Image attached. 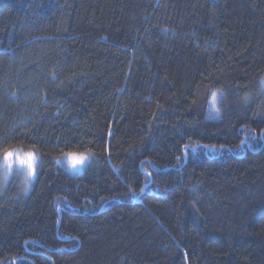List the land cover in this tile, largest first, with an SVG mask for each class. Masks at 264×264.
<instances>
[{"label":"trees","instance_id":"trees-1","mask_svg":"<svg viewBox=\"0 0 264 264\" xmlns=\"http://www.w3.org/2000/svg\"><path fill=\"white\" fill-rule=\"evenodd\" d=\"M14 148L0 264H264V0H0Z\"/></svg>","mask_w":264,"mask_h":264},{"label":"rangeland","instance_id":"rangeland-1","mask_svg":"<svg viewBox=\"0 0 264 264\" xmlns=\"http://www.w3.org/2000/svg\"><path fill=\"white\" fill-rule=\"evenodd\" d=\"M9 151L14 152L16 155L11 161H9L10 166H6L2 160L0 161L1 178H3L5 184H9L12 181L19 182V186L24 189L25 193H27L31 189L33 181L37 175V167L40 158L39 154L35 150L24 148H14ZM28 153H32L33 155L31 169H29L27 164H21L19 162L20 159L24 158ZM84 155L86 156V159L82 163L74 165L67 154L62 158L57 159V163L68 172L82 173L89 158L87 154Z\"/></svg>","mask_w":264,"mask_h":264},{"label":"snow or ice","instance_id":"snow-or-ice-1","mask_svg":"<svg viewBox=\"0 0 264 264\" xmlns=\"http://www.w3.org/2000/svg\"><path fill=\"white\" fill-rule=\"evenodd\" d=\"M213 95L215 96V93ZM217 111H219V110L217 109ZM241 143H244V141H241ZM15 155L16 154L14 152L6 151L3 155V157H0V160H2L6 166H10L9 161H11L15 157ZM67 155L71 159V161L73 162L74 165L77 163H82L86 159V156L83 153H80V154L68 153ZM32 160H33L32 153H28L24 158L20 159L19 162L21 164H27L29 169H31L32 168Z\"/></svg>","mask_w":264,"mask_h":264}]
</instances>
